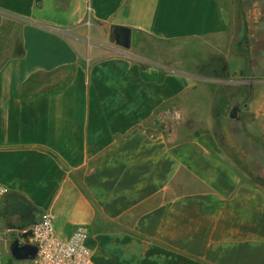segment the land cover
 <instances>
[{
    "label": "crops",
    "instance_id": "crops-1",
    "mask_svg": "<svg viewBox=\"0 0 264 264\" xmlns=\"http://www.w3.org/2000/svg\"><path fill=\"white\" fill-rule=\"evenodd\" d=\"M263 2L0 0L6 197L50 213L63 238L87 226L96 264H264V192L242 180L230 156L244 164L264 141L214 138L212 148L188 117L206 102L203 128L219 129L228 101L222 95L216 105L212 89L233 81L221 75L230 56L246 66L244 18L249 28L252 12L264 21ZM180 43L206 50L207 62L192 65L209 68L182 71ZM64 67H73L67 87L35 99L18 94L31 74ZM256 73L246 104L231 105L233 128L244 113L264 123ZM263 167L260 160L247 170Z\"/></svg>",
    "mask_w": 264,
    "mask_h": 264
},
{
    "label": "rangeland",
    "instance_id": "rangeland-1",
    "mask_svg": "<svg viewBox=\"0 0 264 264\" xmlns=\"http://www.w3.org/2000/svg\"><path fill=\"white\" fill-rule=\"evenodd\" d=\"M245 1V0H244ZM264 5V2H263ZM252 15L249 17L250 19V28L249 22H247L248 18H244V30L246 33V37L249 40L248 45L244 43L243 51L247 52L244 53V57L246 59V66L242 64V61L238 59H234L232 56L229 57V64L226 69H228L226 72L222 71L223 74H221L224 77L231 78L233 81L226 82V83H219V87L217 85L212 89L213 90L219 91V97L218 101L216 102V105H218L221 102V97L224 95V99H227V101L232 105H236V107L241 108L243 105L246 104L247 100V95H248V84L250 81V74L251 72L254 73V70L257 72V80H263L264 79V21H259L258 17L256 16L255 12L251 13ZM246 25V26H245ZM257 27L260 28V33H257ZM262 28V29H261ZM122 41V40H121ZM113 42V41H110ZM180 50L178 52L177 59L180 58V68L184 69L182 71L185 72H204L207 68H209L206 65L203 66H197L195 67L192 65V62H198L201 64H204L207 62V57L206 56V50L198 51V48L196 47L195 43H180L179 44ZM195 47V48H194ZM244 59V60H245ZM189 63V64H188ZM251 63L255 66H252L251 69ZM242 64V65H241ZM243 70V75L240 77L238 75L239 70ZM253 70V71H252ZM241 81V82H240ZM242 84V85H240ZM242 87V88H241ZM242 89V90H240ZM242 91V92H241ZM242 93V98L239 99V97L234 98L235 95H240ZM211 96H213L211 93H209ZM212 98V97H211ZM202 99V98H201ZM199 99V102H204V100ZM195 102V101H194ZM195 104H198L195 102ZM206 102L205 104L201 105H194V110L195 113L192 114L191 111L188 114L189 119L195 118L196 121L194 125L196 129H193V132L198 135V137L203 140L204 142L209 143V145L213 146L216 145V142L212 139H224V136L219 132L217 128L216 123H211L210 126L212 129H204L203 127L207 125V114H202L201 112L205 109L206 110ZM191 109V108H190ZM199 113H198V112ZM219 111V110H218ZM217 111V112H218ZM243 113V112H242ZM226 115L228 114V111L225 113ZM229 116V115H227ZM242 115H239V118ZM216 121V115L213 116ZM212 117V119H213ZM243 117L245 119V124L238 118V121L235 122V127L233 128L235 131L234 138L242 137V138H256L261 141H264V123L261 122H252L249 118L248 115L245 113L243 114ZM249 127L252 126L251 129L247 128V125ZM243 131V133L241 132ZM192 131V130H191ZM226 148L227 145H225ZM261 151V154H250L248 157L244 158V164L240 163L233 155L230 154L231 156V161L234 164L236 168L241 170V174L243 175L242 180L252 184L256 187H258L261 191L264 192V180H261L259 178H256L249 172L248 170H254V166L256 165L257 162L260 160L264 164V145H261L258 147ZM248 169V170H247ZM264 170V167H263ZM3 208V205L1 207ZM4 219V218H3ZM10 221L9 224L8 221L5 219L3 220V228L4 230L9 228L11 229L9 232H4L3 233V241L5 244V249H2V256H3V262L5 264H25L26 262L24 260H17L14 256H12L9 253V246L12 241V239L17 236V231L25 227V224H22L24 220H20V217L16 214L14 216H10L8 218ZM89 244V242H88Z\"/></svg>",
    "mask_w": 264,
    "mask_h": 264
},
{
    "label": "built area",
    "instance_id": "built-area-1",
    "mask_svg": "<svg viewBox=\"0 0 264 264\" xmlns=\"http://www.w3.org/2000/svg\"><path fill=\"white\" fill-rule=\"evenodd\" d=\"M7 192L8 189L6 187H0V264H5L3 262L1 246L3 233L11 230L9 228L4 230L1 215L2 203ZM14 240L19 241L20 249L27 244L37 247L34 258L17 259L24 260L25 264H96L93 260L92 250L88 244V227L78 225L67 237L63 238L56 234L52 217L48 212L42 213L37 222L18 230L17 236L15 239H12L11 243Z\"/></svg>",
    "mask_w": 264,
    "mask_h": 264
},
{
    "label": "trees",
    "instance_id": "trees-1",
    "mask_svg": "<svg viewBox=\"0 0 264 264\" xmlns=\"http://www.w3.org/2000/svg\"><path fill=\"white\" fill-rule=\"evenodd\" d=\"M241 39L248 45L249 40L245 31ZM61 71L60 74L58 72L31 74L18 87V94L26 99H35L44 93L59 91L67 87L72 78L73 67H64ZM226 105L228 106L230 103L227 102ZM227 115L224 113L223 117L219 119L220 127L218 130L224 136L225 141L233 142L235 131L232 122L234 120ZM254 176L264 180V174L259 173L258 175L254 173ZM2 205L4 208L1 209L2 219L4 218L9 224L12 223H10L8 218L16 214L20 217V220H24L22 224H25V227L37 222L41 217V212L20 195H15L14 197L5 196Z\"/></svg>",
    "mask_w": 264,
    "mask_h": 264
},
{
    "label": "water",
    "instance_id": "water-1",
    "mask_svg": "<svg viewBox=\"0 0 264 264\" xmlns=\"http://www.w3.org/2000/svg\"><path fill=\"white\" fill-rule=\"evenodd\" d=\"M126 47L128 45H125ZM10 253L16 259H32L35 257L37 252V247L32 244H27L25 247H21L18 240H14L9 246Z\"/></svg>",
    "mask_w": 264,
    "mask_h": 264
},
{
    "label": "flooded vegetation",
    "instance_id": "flooded-vegetation-1",
    "mask_svg": "<svg viewBox=\"0 0 264 264\" xmlns=\"http://www.w3.org/2000/svg\"><path fill=\"white\" fill-rule=\"evenodd\" d=\"M226 110L228 111V115H229V117L231 119H236L237 118V114H236L237 113V111H236L237 108L235 106H231V104H230V105L227 106ZM257 174L259 175V173H257Z\"/></svg>",
    "mask_w": 264,
    "mask_h": 264
}]
</instances>
